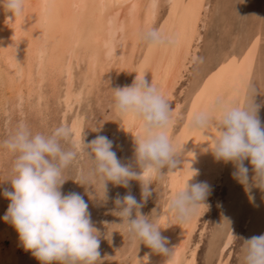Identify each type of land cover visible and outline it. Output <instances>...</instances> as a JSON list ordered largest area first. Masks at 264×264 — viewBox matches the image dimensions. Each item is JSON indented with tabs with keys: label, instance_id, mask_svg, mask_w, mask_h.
I'll return each instance as SVG.
<instances>
[{
	"label": "bare ground",
	"instance_id": "obj_1",
	"mask_svg": "<svg viewBox=\"0 0 264 264\" xmlns=\"http://www.w3.org/2000/svg\"><path fill=\"white\" fill-rule=\"evenodd\" d=\"M163 2L169 7L168 15L159 29L174 37L175 44L148 47L146 51L139 33L146 28H155ZM206 2L207 0H191L190 4L186 0H25L23 14L11 21L7 17L12 14L0 10V111L7 115L9 112L5 109L6 105L10 102L22 105L20 102L25 99L30 103L33 95H36L35 101L39 106L43 100V83L52 77L54 84H57L64 78L65 93L62 100L65 120L66 114L74 106L81 104L83 96L91 86L99 83L104 73L115 76L121 87L130 85L135 78L132 73L136 61L146 53L143 63L137 68V75L145 73L146 79L149 82L152 80L171 105L173 122L168 129L171 140L181 108L173 100L174 92L182 82L184 73L199 58V44L203 39L201 25L209 5ZM255 64L256 57L250 55L237 69L224 72L220 84L210 92V96L197 111L211 108L217 102L243 107L255 73ZM76 68L84 75L83 85L78 91L73 90ZM115 116L121 119L115 129L122 136L123 159L125 164H132L135 138L141 135L139 126L131 118L121 117L116 112ZM190 118L192 119L191 116ZM191 119L178 137L181 140V164L174 171L165 169L168 174L164 184L167 188L166 199L155 221L162 228L161 235L167 238L166 247L172 254L162 256L152 253L142 244L134 259H131V264H195L200 242L191 245L192 236L200 218L207 211L213 187L225 175L227 163L217 161L211 152L214 147L213 138L218 136L216 128L210 126L205 131H195L191 127ZM83 124L84 116L74 114L69 128L72 129L73 142L78 145ZM192 170L197 172L195 176ZM155 176L156 174H148L144 178L152 184ZM133 181L141 192L140 184ZM197 182H207L211 188L204 201L205 205L191 220L177 221L169 212L168 202L187 183ZM10 229L0 228V264H20L15 255L17 241L14 234L17 232L13 227V232ZM200 232L202 235V231ZM233 235L229 234V240H232ZM228 242L221 251L223 259L219 264H229L227 255L232 245ZM146 254L147 261L144 258Z\"/></svg>",
	"mask_w": 264,
	"mask_h": 264
},
{
	"label": "clouds",
	"instance_id": "obj_2",
	"mask_svg": "<svg viewBox=\"0 0 264 264\" xmlns=\"http://www.w3.org/2000/svg\"><path fill=\"white\" fill-rule=\"evenodd\" d=\"M25 0H0V10L12 15L11 21L23 14ZM139 39L148 47H167L175 44V38L162 29L146 28ZM114 111L124 118H131L140 129L135 138L134 163L123 164L113 151V141L98 135L85 143L104 191L108 183L129 188L130 181L141 187L138 201L130 192L115 198L116 216L126 224L133 240L145 245L152 253L170 256L167 238L161 235V227L142 214L141 209L152 195L148 174L174 171L181 164L180 153L170 141L168 129L173 122L172 107L164 94L145 73L136 75L130 85L112 89ZM254 95L256 91L253 90ZM261 105L252 103L237 106L217 102L211 108L195 112L191 127L205 131L215 127L218 136L213 138L211 152L217 161L231 162L234 178L248 186L249 167L252 185L264 191V126L258 118ZM99 131V130H98ZM72 129L61 125L50 133L33 132L26 124H20L0 147L14 155L11 190L4 188L3 196L10 201L3 220L18 233L25 251L41 264H96L100 260V233L91 220L89 205L77 192L64 194L61 189L66 180L63 171L79 155V145L71 143ZM139 169V171H137ZM195 174L197 172L192 170ZM192 176V177H193ZM211 192L207 182L189 184L178 190L168 202L169 212L177 221L191 220L205 205ZM243 264H264V234L243 240ZM148 260V255L145 257Z\"/></svg>",
	"mask_w": 264,
	"mask_h": 264
},
{
	"label": "rangeland",
	"instance_id": "obj_3",
	"mask_svg": "<svg viewBox=\"0 0 264 264\" xmlns=\"http://www.w3.org/2000/svg\"><path fill=\"white\" fill-rule=\"evenodd\" d=\"M186 2L190 4L191 0ZM206 4L209 5L206 18H203L201 25L203 39L199 44V58L188 72L184 73L182 82L174 92L173 100L179 103L181 108L170 141L178 153L181 141L178 137L191 119L190 116L197 112L210 96V92L217 88L224 72L237 69L250 55L256 57L255 73L244 106L250 105L252 99L255 104L261 105L257 115L264 126V0H207ZM168 8L166 3L161 4L155 28H161L168 15ZM146 49L148 46L145 47ZM144 54L136 61L132 75H137L139 71L137 68L143 63ZM78 70L80 69L74 70V91L81 89L84 80V75ZM113 77L104 73L99 83L91 86L87 93L84 92L86 95L83 96L81 104L74 106L72 111L66 114L65 120L62 100L65 93L63 87L65 79L62 78L54 84V78H48L41 88L43 100L39 106L35 101L36 95H33L29 100L30 103L25 99L20 102L22 105H18L19 107L14 103L11 104L12 102L9 103L10 106L6 105L5 109L9 115H4L3 111H0V142L22 123L29 126L33 132L48 134L58 126L69 127L74 114H82L84 124L79 155L63 171L62 178L66 181L61 191L64 194L77 192L88 202L91 220L94 227L99 230L101 239L100 260L96 264H131V259H134L142 244L130 238L126 224L116 216L115 198L117 194L123 197L130 192L139 201L141 192L134 181L129 182L130 187L127 189L109 182L104 191L83 146V140L88 143L98 135L107 136L113 141V151L116 152L117 158L125 164L121 148L122 136L115 129L121 119L115 116L112 90L121 86L117 78ZM51 89L54 91L52 92ZM253 90L256 91L254 97ZM72 142L73 135L66 146L71 147ZM14 158L10 151L0 147V228L9 227L12 232L14 231L12 226L2 219L10 203L2 193L4 188L11 190L9 181L13 176ZM245 164L249 167L248 186L234 178L235 167L229 162L226 164L227 169L225 175L220 178V183L213 187L209 195L207 211L200 218L196 235L192 236L191 245L200 242L195 264H219L223 259L221 251L229 243L228 241L232 245L227 255L229 264H243V240L264 234V191L252 185L251 177L254 174L248 161H245ZM167 176L166 170L156 174L150 186L153 189L152 195L141 209L142 214L148 216V219L154 223L166 199L167 188L164 184ZM230 233L234 234L232 240H229ZM14 235L17 241L15 248L17 261L20 264H41L31 252L24 250L18 233Z\"/></svg>",
	"mask_w": 264,
	"mask_h": 264
}]
</instances>
